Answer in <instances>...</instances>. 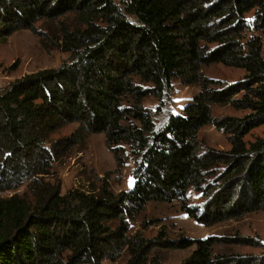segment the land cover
<instances>
[{"label":"trees","instance_id":"obj_1","mask_svg":"<svg viewBox=\"0 0 264 264\" xmlns=\"http://www.w3.org/2000/svg\"><path fill=\"white\" fill-rule=\"evenodd\" d=\"M41 20H59L68 56L0 89V193H11L0 195V264H101L125 252L124 264H159L156 249L193 246L175 264H264V251H221L215 236L131 227L152 201H176L205 226L264 211V135L246 139L264 124V0H0V42L38 32ZM217 63L245 73L229 83L208 76L204 67ZM174 79L200 91L158 123ZM217 104L247 112L217 117ZM208 124L229 148L202 142ZM95 133L105 134L119 172L133 163L132 189L115 191L105 178L63 192L55 165ZM191 188L202 203H190Z\"/></svg>","mask_w":264,"mask_h":264},{"label":"rangeland","instance_id":"obj_2","mask_svg":"<svg viewBox=\"0 0 264 264\" xmlns=\"http://www.w3.org/2000/svg\"><path fill=\"white\" fill-rule=\"evenodd\" d=\"M121 1L118 0V2ZM62 19L72 26L78 24L74 14H68ZM37 30L38 32L31 29H20L0 42V89L27 73L60 65L68 56L58 45L62 37L59 20H41L37 23ZM45 33L51 37L54 36V41L44 36ZM204 72L210 77L228 83L241 79L245 73L242 68L226 66L221 63L205 66ZM199 91V84L187 86L181 80L174 79L170 103L165 111L155 113L158 123L162 122L168 111L182 112L184 106ZM144 103L156 111L159 101L155 96H148ZM213 110L217 117L240 116L247 112L236 109L230 104L213 105ZM76 126L77 124L68 125L61 131V134L71 133ZM262 135H264V124L255 127L246 136V139L252 140ZM199 136L206 145L217 148L230 147L227 135L212 124L203 126ZM133 169L134 165L130 161L119 172L114 153L108 148L104 133L92 134L86 142L77 146L69 156L64 157L55 165L56 174L62 180L63 192L70 188L97 189L105 178H108L110 186L115 191L130 190L135 184ZM130 181H134L131 186ZM25 189L26 187L23 186L16 192L22 193ZM10 194L0 193L2 196ZM188 197L190 203L200 204L203 202L200 193H197L193 188L189 190ZM150 221L152 222L149 223ZM144 222L148 224L146 228ZM131 227L132 231L143 230L147 236L156 235L162 228H165L169 236L175 239L215 236L223 241L217 245V249L221 251L242 254H261L264 251V211L247 214L243 218L220 222L213 226H205L185 213L180 203L176 201L169 203L152 201L147 205L143 214L131 222ZM244 238H257L260 240L261 245L259 246L262 247L239 243V240ZM193 249L194 246L164 248L156 249L152 254L159 256V264H175L182 261ZM128 258L129 255L125 252L119 260L107 259L101 264H124Z\"/></svg>","mask_w":264,"mask_h":264},{"label":"snow or ice","instance_id":"obj_3","mask_svg":"<svg viewBox=\"0 0 264 264\" xmlns=\"http://www.w3.org/2000/svg\"><path fill=\"white\" fill-rule=\"evenodd\" d=\"M132 183H134V181H130V186H131Z\"/></svg>","mask_w":264,"mask_h":264}]
</instances>
